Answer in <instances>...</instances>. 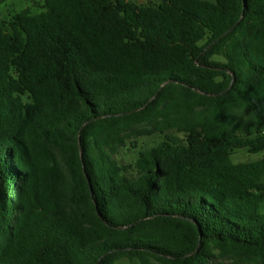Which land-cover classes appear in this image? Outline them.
<instances>
[{"label":"trees","instance_id":"obj_1","mask_svg":"<svg viewBox=\"0 0 264 264\" xmlns=\"http://www.w3.org/2000/svg\"><path fill=\"white\" fill-rule=\"evenodd\" d=\"M39 7L0 19V264H264V0Z\"/></svg>","mask_w":264,"mask_h":264},{"label":"rangeland","instance_id":"obj_2","mask_svg":"<svg viewBox=\"0 0 264 264\" xmlns=\"http://www.w3.org/2000/svg\"><path fill=\"white\" fill-rule=\"evenodd\" d=\"M137 4L147 2H159L160 0H130ZM43 0H6L0 6V19H8L12 14L17 13L25 8H30L33 13L40 12L42 9L39 7ZM264 158V152L259 154L250 153L247 149H237L232 154V159L236 163L256 161ZM119 264H128L123 261ZM214 264H232L231 260H215Z\"/></svg>","mask_w":264,"mask_h":264},{"label":"water","instance_id":"obj_3","mask_svg":"<svg viewBox=\"0 0 264 264\" xmlns=\"http://www.w3.org/2000/svg\"><path fill=\"white\" fill-rule=\"evenodd\" d=\"M235 28V26L233 27V29ZM87 177H88V175H87ZM88 180L90 181V178L88 177ZM92 188V187H91Z\"/></svg>","mask_w":264,"mask_h":264}]
</instances>
